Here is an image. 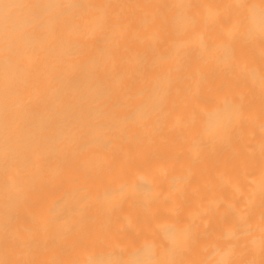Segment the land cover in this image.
Returning a JSON list of instances; mask_svg holds the SVG:
<instances>
[{"label": "bare ground", "instance_id": "bare-ground-1", "mask_svg": "<svg viewBox=\"0 0 264 264\" xmlns=\"http://www.w3.org/2000/svg\"><path fill=\"white\" fill-rule=\"evenodd\" d=\"M12 2L0 260L264 264V0Z\"/></svg>", "mask_w": 264, "mask_h": 264}, {"label": "snow or ice", "instance_id": "snow-or-ice-1", "mask_svg": "<svg viewBox=\"0 0 264 264\" xmlns=\"http://www.w3.org/2000/svg\"><path fill=\"white\" fill-rule=\"evenodd\" d=\"M23 7L25 6L14 3L12 0H0V22L4 25L6 36L15 33L16 24L19 18L18 10ZM262 17H264V13H262ZM262 31H264V23H262ZM0 264H10V262L0 260ZM147 264H152V262H147Z\"/></svg>", "mask_w": 264, "mask_h": 264}]
</instances>
